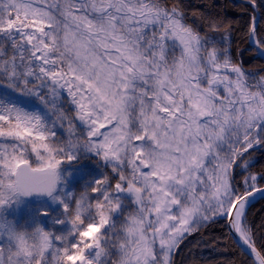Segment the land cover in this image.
I'll list each match as a JSON object with an SVG mask.
<instances>
[{"label":"snow or ice","instance_id":"snow-or-ice-1","mask_svg":"<svg viewBox=\"0 0 264 264\" xmlns=\"http://www.w3.org/2000/svg\"><path fill=\"white\" fill-rule=\"evenodd\" d=\"M261 21L264 0H0V264H186L216 225L224 264H264Z\"/></svg>","mask_w":264,"mask_h":264},{"label":"trees","instance_id":"trees-1","mask_svg":"<svg viewBox=\"0 0 264 264\" xmlns=\"http://www.w3.org/2000/svg\"><path fill=\"white\" fill-rule=\"evenodd\" d=\"M241 1V2H239ZM193 3H198L199 0H192ZM226 0H218L219 4H224ZM229 3H234L236 5L246 4L247 0H228ZM228 16L234 19H243L247 20V16L240 13L235 8L227 9ZM243 22V21H242ZM261 27H264V21H261ZM235 46L238 49H244L246 44L242 43L240 40V34H237L235 37ZM255 56L256 58H253ZM243 59L249 61V67H255L264 63V59L260 58L258 54L255 53L254 48L250 49L248 52H245ZM250 218L253 219L256 223H259L262 216L264 215V199L260 200L249 212ZM227 232V229L223 225H216L212 229H209L204 236L201 238L200 236L196 237V240H201L202 243L199 247H193L195 244V240L189 241L188 247L185 248V251L182 253V258H185L186 264H188V260H190V255L188 249H192V256H195L200 259L201 264H224L222 262L226 257L222 255V250L219 249L213 251L210 247H206L205 244L212 240L213 238H220ZM232 255V253H231ZM231 255L227 256L229 258ZM224 257V258H223Z\"/></svg>","mask_w":264,"mask_h":264},{"label":"rangeland","instance_id":"rangeland-1","mask_svg":"<svg viewBox=\"0 0 264 264\" xmlns=\"http://www.w3.org/2000/svg\"><path fill=\"white\" fill-rule=\"evenodd\" d=\"M239 2H241V1H239ZM229 18H230V17H229ZM236 20L239 21V22L244 21L243 19H241L242 21H240V19H236ZM262 218H264V215L262 216ZM222 255H223L224 257H226L225 259H221V260H223L222 262H224V261H226V260L228 259L227 256L231 255V253L222 250ZM224 257H223V258H224Z\"/></svg>","mask_w":264,"mask_h":264},{"label":"water","instance_id":"water-1","mask_svg":"<svg viewBox=\"0 0 264 264\" xmlns=\"http://www.w3.org/2000/svg\"><path fill=\"white\" fill-rule=\"evenodd\" d=\"M253 47L255 48V46L253 45ZM261 200V198L259 197V196H257V197H255L254 199H253V202H252V205H251V207H250V210L253 208V206L258 202V201H260ZM250 210H249V212H250Z\"/></svg>","mask_w":264,"mask_h":264}]
</instances>
